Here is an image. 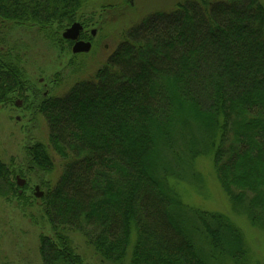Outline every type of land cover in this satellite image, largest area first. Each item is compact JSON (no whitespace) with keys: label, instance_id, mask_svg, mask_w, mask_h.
I'll return each instance as SVG.
<instances>
[{"label":"trees","instance_id":"obj_1","mask_svg":"<svg viewBox=\"0 0 264 264\" xmlns=\"http://www.w3.org/2000/svg\"><path fill=\"white\" fill-rule=\"evenodd\" d=\"M90 1L0 0V106L38 96L5 23L57 48L73 43L62 38L72 24L87 27ZM124 27L92 79L32 103L47 145L26 147L21 167L0 161V198L28 204L16 177L41 178L42 264H86L70 233L108 264H252L240 225L187 204L180 186L208 159L232 214L264 231V3L188 0Z\"/></svg>","mask_w":264,"mask_h":264},{"label":"rangeland","instance_id":"obj_2","mask_svg":"<svg viewBox=\"0 0 264 264\" xmlns=\"http://www.w3.org/2000/svg\"><path fill=\"white\" fill-rule=\"evenodd\" d=\"M184 1L188 0H133L135 7L131 9L132 11L122 13L119 7L122 6L120 0L90 1L80 16L83 21L90 20L82 31L86 39L84 41L90 42L92 48L87 54L77 56L72 55V44L63 43L57 47L59 50L57 51L36 27H14L10 23H5L6 32L11 29L10 41L21 40V45L27 49L25 69L38 96L35 98L34 94H29V103L25 106L22 102L20 107L0 106V161L6 165L13 163L16 168L21 167L25 161L26 147L35 143L47 145L48 128L43 117L35 114L34 105L42 96L61 97L76 82L92 79L109 54L122 41L125 29L129 27H124V24L137 23L152 13L170 12L178 3ZM261 1L264 3V0ZM117 3L119 4L116 5ZM110 5H116L114 8L116 10L102 8ZM93 30L94 36L90 34ZM71 61L76 63V67H72ZM54 80L59 83L53 84ZM54 162L55 172L43 177L51 183L56 181L61 166V161L57 157L54 158ZM194 167L195 178L186 179L180 186L182 194L185 195L183 200L189 205L209 212L229 215L243 231L252 264H264V231L251 230V226L243 217L232 214L227 199L217 186L214 170L208 159H199ZM27 178L29 180L23 177L21 179L29 185L25 195L32 199L30 203H19L15 200L7 202L0 198V264H42L39 236L41 234L52 236L45 217L38 209L40 202L32 198L35 196L36 187L44 194V190L39 186L41 178ZM31 202L33 205L30 207ZM69 235L76 253L86 264H108L93 254L81 235L78 233Z\"/></svg>","mask_w":264,"mask_h":264},{"label":"water","instance_id":"obj_3","mask_svg":"<svg viewBox=\"0 0 264 264\" xmlns=\"http://www.w3.org/2000/svg\"><path fill=\"white\" fill-rule=\"evenodd\" d=\"M82 30L83 28L79 23H74L71 25V27L67 28L62 34L63 39L67 41H72L74 43L71 50L72 54H87L91 50L90 42H83L79 40V36ZM91 35H95V30L91 32ZM20 105L21 102L18 101L16 103V106L19 107ZM16 184L18 187H23L25 184V180L21 179L20 177H16ZM34 191V195L36 198H41L43 196V193L40 192L38 187H36Z\"/></svg>","mask_w":264,"mask_h":264},{"label":"flooded vegetation","instance_id":"obj_4","mask_svg":"<svg viewBox=\"0 0 264 264\" xmlns=\"http://www.w3.org/2000/svg\"><path fill=\"white\" fill-rule=\"evenodd\" d=\"M92 32V31H91ZM91 32H90V34H91ZM80 41H83V42H88V41H84V40H81V39H79ZM73 44L74 43H72V47H73ZM92 48V47H91Z\"/></svg>","mask_w":264,"mask_h":264}]
</instances>
